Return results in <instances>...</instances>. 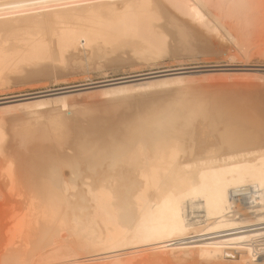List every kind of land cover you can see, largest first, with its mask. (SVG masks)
<instances>
[{
	"label": "bare ground",
	"instance_id": "obj_1",
	"mask_svg": "<svg viewBox=\"0 0 264 264\" xmlns=\"http://www.w3.org/2000/svg\"><path fill=\"white\" fill-rule=\"evenodd\" d=\"M144 2L0 0V93L86 81L0 96V264H264V99L191 87L264 72L106 73L264 56V0Z\"/></svg>",
	"mask_w": 264,
	"mask_h": 264
},
{
	"label": "rangeland",
	"instance_id": "obj_2",
	"mask_svg": "<svg viewBox=\"0 0 264 264\" xmlns=\"http://www.w3.org/2000/svg\"><path fill=\"white\" fill-rule=\"evenodd\" d=\"M261 27V26H260ZM256 28L257 29H263V26L261 27V28H259V25L258 26H256ZM256 28H254L253 30L254 31H252V39H251V41L249 42V44L251 45V46H249V44H248V46H247V48H251V50H252V52L255 50V47H253V46H256V41H257V38H258V40H260L261 39V37H260V35H262L263 33H264V30H258V31H261L260 33L261 34H259V32H255V31H257V29ZM256 29V30H255ZM254 35V36H253ZM259 35V36H258ZM257 36V37H256ZM253 37H255V39H253ZM259 37H260V39H259ZM262 37H264V35H262ZM252 41H254L253 43H252ZM255 44V45H254ZM249 51H251L250 49H248ZM248 53V55L250 56H248V59L246 58L245 60H242V58L240 59L239 57H237V58H233L234 60H232V59H229V57H227V56H223L222 57V55H206V56H203V57H198L197 59H198V61H197V59L196 60H190V62H189V59L187 60L188 62H186L185 60H186V58H184L183 60H184V62H183V60H182V62H181V58H175V60L177 61H175L174 59H170V57L169 56H165V57H163L160 61L162 62V63H160V61H158L157 63H149L148 65H147V62H142L141 61V63L140 62H136L134 65H132V66H129L130 67V69H129V67H123V68H120V69H108L107 70V75L108 76H122V75H127V74H139V73H144V72H149V71H153V70H163V69H165V68H176V67H179V66H187V67H193V66H206L204 69L203 68H201L203 71H206V72H224V73H231V74H233V72H234V74H238V73H245V72H264V56H262V55H255L256 57H254V54H251V52L249 53V52H247ZM237 55H242V53L241 54H237ZM253 55V56H252ZM210 56H213V58L212 57H210ZM215 56V57H214ZM243 56H245V55H242V57ZM260 56H262V57H260ZM220 59H219V58ZM246 57V56H245ZM206 58V59H205ZM225 58V59H224ZM250 58V59H249ZM168 59H169V61H170V63H169V61H168ZM202 59V60H201ZM213 59V60H212ZM223 59V60H222ZM236 59V60H235ZM243 59H244V57H243ZM174 60V61H173ZM178 60H180V61H178ZM232 60V61H231ZM172 61H173V63H172ZM193 61V62H192ZM196 61V62H195ZM178 62H181V63H178ZM144 63V64H143ZM159 63V64H158ZM184 63V64H183ZM249 65H248V64ZM140 64H142V65H139ZM146 64V66H144ZM152 64V65H151ZM157 64V65H156ZM163 64V65H162ZM180 64V65H179ZM150 65H151V67H150ZM154 65V66H153ZM179 65V66H178ZM135 66H138V68H136ZM133 67V68H132ZM125 68V69H124ZM127 68H128V70H127ZM132 68V69H131ZM124 69V72H122V70ZM201 69H198V70H200L201 71ZM112 70H114V71H112V73H111V71ZM195 70V69H194ZM121 71V72H120ZM110 72V73H109ZM116 72V73H115ZM115 73V74H114ZM72 77V78H71ZM76 77V78H75ZM80 77V78H79ZM63 78V80H61ZM62 78H58V80L53 84V83H49L48 84V82H45V84L43 83V85H42V82H32V83H28L27 85L26 84H23V86L22 85H17V88H16V86H13V87H11V88H8V89H5V90H2L3 92L2 93H0V96H9V95H12V94H19V93H23V92H35V91H41V90H45L46 89V87L47 86H50L49 88H58V87H63V86H69V85H75V84H80V83H83V82H86L85 81V79H84V77H82V76H67V78L66 77H62ZM66 78V79H65ZM233 78V79H232ZM232 78H225V77H222V78H220V77H215V78H209V79H205V80H203L202 81V79H200L199 81H196L195 83H192L191 85V87H196L197 88V86L199 85V87L201 86H204L205 88L207 87V89L208 88H210L211 90L212 89H214V88H217L216 90L214 89L213 91H212V93L213 94H216V95H219V96H221V94L225 97H231L232 99H235V97H236V99H241L242 97H245L244 99H246V97H248V95L247 96H243V95H246L247 93H249V94H257L258 93V95L259 96H261L263 99H264V86H261L260 87V85H261V83L259 82H257V80H251V79H249L250 81H252L253 83L254 82H257V85H254L253 83L250 85V81H248V79H246L247 81V83H248V85H246V84H243L245 81H244V79H243V81L241 80V78L240 77H236V78H234V77H232ZM240 78V79H239ZM70 79V80H69ZM102 79H104V77H103V75H101V74H99L98 75V73H94L93 74V80H102ZM222 79V80H221ZM227 79V80H226ZM230 79V80H229ZM232 79V80H231ZM239 79V80H238ZM65 80H67V81H65ZM215 80V81H214ZM221 81V82H220ZM198 82V83H197ZM200 82V83H199ZM202 82V83H201ZM216 82H219V84H217ZM239 82V83H238ZM35 83H37V84H35ZM40 83V84H39ZM46 83H47V85H46ZM206 84V85H204V84ZM207 83H208V85H207ZM211 83V84H210ZM216 83V84H215ZM235 83H236V85H235ZM33 84V85H32ZM196 86H195V85ZM227 85V86H225V85ZM239 84V85H238ZM243 84V85H242ZM32 85V86H31ZM38 85V86H37ZM45 85V86H44ZM241 85V86H240ZM221 86V87H220ZM222 86H223V88H222ZM235 86V87H234ZM237 86V87H236ZM198 87V88H199ZM200 87V89H204V87H202L201 88ZM231 87V88H230ZM22 88V89H21ZM248 88V89H247ZM9 89L10 90H12V91H9ZM210 89H208L209 91H211ZM220 89H222V90H226V92H223L222 90H220ZM219 90V91H218ZM5 91V92H4ZM215 91L217 92V93H215ZM229 91H233V93H231V92H229L230 93V96H229V93L228 92ZM239 91V92H238ZM1 92V91H0ZM234 92H236L235 94H234ZM254 92V93H253ZM220 93V94H219ZM225 93V94H224ZM237 93L238 94H240V96H241V94H243L241 97H239V95H237ZM233 96V97H232ZM93 97H94V99H93ZM93 97H91V100L93 99V100H99L100 98H101V96H99V95H94ZM239 97V98H238ZM243 99V98H242ZM7 115H8V113H7ZM6 114H4V116H7Z\"/></svg>",
	"mask_w": 264,
	"mask_h": 264
},
{
	"label": "snow or ice",
	"instance_id": "obj_3",
	"mask_svg": "<svg viewBox=\"0 0 264 264\" xmlns=\"http://www.w3.org/2000/svg\"><path fill=\"white\" fill-rule=\"evenodd\" d=\"M38 7H45V3L44 0H39L38 5H36ZM109 7H114V5H109ZM128 7H131V5L126 6L125 10H127ZM140 7H142L143 9H145L152 17L153 19H155L156 17V13L153 12V8L155 7L153 4H151L150 2H148V0H145V2L143 4L140 5ZM161 54H163L161 52ZM261 137H262V142H264V116H262L261 118ZM6 138L3 135V132L0 131V144H2L4 142ZM144 194L141 195V199H144ZM134 239L136 241H138V244H135L133 247L138 250L139 247L143 246V247H160L161 245V241L158 238V234L157 233H146V232H142V231H138L136 236L134 237Z\"/></svg>",
	"mask_w": 264,
	"mask_h": 264
}]
</instances>
